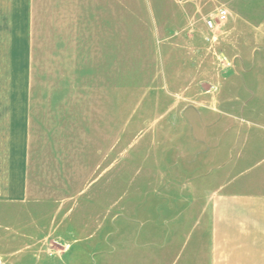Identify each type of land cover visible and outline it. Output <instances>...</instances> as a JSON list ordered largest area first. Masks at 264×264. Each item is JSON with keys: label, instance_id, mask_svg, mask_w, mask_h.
I'll return each mask as SVG.
<instances>
[{"label": "rangeland", "instance_id": "rangeland-1", "mask_svg": "<svg viewBox=\"0 0 264 264\" xmlns=\"http://www.w3.org/2000/svg\"><path fill=\"white\" fill-rule=\"evenodd\" d=\"M160 1L147 14L140 0L145 28L119 36L112 89L40 29L0 27V100L36 106L29 198L0 208V264L155 263L160 228L193 226V192L183 184L210 168L186 167L206 148L196 141L264 125V59L227 52L223 26L207 31L204 54L193 57L180 36L205 25L210 4L204 16L189 13L184 29L183 8ZM239 1L253 9L260 0ZM263 8L246 15L259 20Z\"/></svg>", "mask_w": 264, "mask_h": 264}, {"label": "crops", "instance_id": "crops-1", "mask_svg": "<svg viewBox=\"0 0 264 264\" xmlns=\"http://www.w3.org/2000/svg\"><path fill=\"white\" fill-rule=\"evenodd\" d=\"M175 1L187 14L184 29L194 23L189 13L204 16L205 3L213 13L218 3ZM224 1L221 4L229 9V18L222 27L223 47L236 52V58L264 59V15L259 20L246 15L247 11L262 10L258 7L264 0L256 2L253 9L239 0ZM148 4L147 14L151 8L155 13L162 3L148 0ZM140 12V0H0V27L40 29L39 37L48 44L62 45L63 53L68 52L70 62L74 66L77 63L81 73L93 65L95 75L109 77L112 89L118 75L119 36L125 37L127 28H145ZM155 23L159 28V22ZM196 28L193 35L182 34L180 43H189L192 56L200 57L208 29L201 21ZM245 39L248 41L243 42ZM186 85L195 88L196 84L190 81ZM34 103L27 99L0 100L2 211L7 204H21L29 198ZM257 128L256 133L237 132L234 137L224 134L196 141L206 148L192 154L186 167L210 168L183 184L193 192V226L160 228L157 260L150 264H264V125Z\"/></svg>", "mask_w": 264, "mask_h": 264}, {"label": "built area", "instance_id": "built-area-1", "mask_svg": "<svg viewBox=\"0 0 264 264\" xmlns=\"http://www.w3.org/2000/svg\"><path fill=\"white\" fill-rule=\"evenodd\" d=\"M192 0H179L182 4L188 3ZM229 18V9L223 5L220 4L216 7L215 12L211 13L205 21L206 28L213 32L221 28L225 23L228 21ZM224 63L229 67L230 63L224 59Z\"/></svg>", "mask_w": 264, "mask_h": 264}]
</instances>
